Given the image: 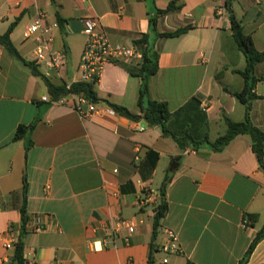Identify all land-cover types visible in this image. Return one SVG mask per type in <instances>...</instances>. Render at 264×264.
I'll use <instances>...</instances> for the list:
<instances>
[{
	"label": "crops",
	"instance_id": "crops-1",
	"mask_svg": "<svg viewBox=\"0 0 264 264\" xmlns=\"http://www.w3.org/2000/svg\"><path fill=\"white\" fill-rule=\"evenodd\" d=\"M39 12L46 26L57 24L53 49L67 57L50 79L57 86L79 81L86 18L97 19L113 45L141 55L135 42L147 37L158 54L150 97L168 104L172 131L199 145L181 148L157 126L139 132L138 122L101 109L105 104L84 119L71 105L44 102L51 100L45 83L0 46V264H12L22 233L24 178L26 264H240L264 227V168L249 135L220 152L206 140L225 134L226 118L246 120V106L234 94L245 87L247 61L233 38L232 16L263 52L264 0H0V35L15 24L11 40L27 63H34L36 44L24 34ZM142 60L108 64L95 86L98 97L139 114L141 79L129 69ZM254 77L249 120L264 131V61ZM34 123L25 139L13 141L19 126ZM173 161L168 212L153 240L155 208ZM151 192L155 200L138 207ZM246 216L255 217L249 228ZM35 217L42 232L33 231ZM120 220L134 232L118 227ZM168 230L178 236L177 254L159 250ZM246 264H264V238Z\"/></svg>",
	"mask_w": 264,
	"mask_h": 264
},
{
	"label": "trees",
	"instance_id": "trees-1",
	"mask_svg": "<svg viewBox=\"0 0 264 264\" xmlns=\"http://www.w3.org/2000/svg\"><path fill=\"white\" fill-rule=\"evenodd\" d=\"M173 7L170 6L166 11L159 12L160 14L168 13L172 11ZM15 24H13L8 31L0 35V46H2L7 53L22 62L32 71V73L40 78L46 85L48 93L52 101H58L61 98L68 97L70 95L83 96L91 103L99 106L100 104H105V108L112 110L115 114L125 117L134 122H142L146 126H157L162 129V132L166 137L172 138L178 143L181 148H185L188 141L192 142L193 146L196 147L197 143L194 142L192 137L187 133L174 132L170 129L169 123L171 119V113L168 104L165 102H157L150 97V80L158 72V54L155 52L153 45L149 42L147 37H143L141 40L135 42V45L142 52V64L140 68H131L129 72L132 76L141 79V88L138 97V108L139 114H134L127 108L112 104L109 101L102 100L98 97L95 86L96 83H75L72 84L68 89L66 85H55L49 79H46L35 63L25 62L19 55L16 47L11 40V33L13 32ZM232 28H233V38L237 43L238 47L242 50L246 57L247 65L241 75L245 79L244 89L234 96L246 106V120L241 123L232 122L229 119H225L226 132L224 135L220 136L215 142H206L212 147L215 152L222 151L226 146L230 144L234 138L239 135H249L252 139V151L256 155L259 164L264 168V131L254 127L249 120V114L251 111V102L256 99L254 94V88L256 84V78L254 77L256 66L264 61V51L260 52L254 45L253 39L247 36L243 32L242 25L239 21L232 16ZM185 32L184 30H179L174 34H167V37L179 36ZM36 123L29 126H19L13 138L14 142L25 139L35 128ZM187 140V141H186ZM32 147V143L26 147L28 151ZM176 168L175 161L172 162L171 167L164 179L162 187L160 189V203L155 208V218L153 223V240L156 239L158 231L161 226L162 220L166 217L168 212V202L166 199V189L171 181L172 174ZM28 185L27 180L24 178V205L22 207V233L16 244L15 255L12 260V264H26L25 259V246L23 242V237L26 229V225L29 222V217L26 213V195H27ZM246 219L254 221V216H246ZM264 238V227L257 234L250 247L248 248L246 254L240 261V264H246L252 255L256 245Z\"/></svg>",
	"mask_w": 264,
	"mask_h": 264
},
{
	"label": "built area",
	"instance_id": "built-area-1",
	"mask_svg": "<svg viewBox=\"0 0 264 264\" xmlns=\"http://www.w3.org/2000/svg\"><path fill=\"white\" fill-rule=\"evenodd\" d=\"M46 16L44 13H38L34 21L28 26L24 37L27 40H33L36 44L34 53V63L37 67L42 69V74L46 79H51L58 75L67 65L66 54L53 49V38L51 31L57 27L53 24L51 27L45 25L44 20ZM84 33L87 36V41L81 56L79 65L80 78L77 83H97L102 76L105 67L108 64L116 63L121 60H131L133 58H142L140 53H136L131 48H126L120 45H113L107 38L105 32L100 29L99 21L95 18H86L83 22ZM75 84V83H74ZM71 87L67 86L69 89ZM44 102L58 105H71L79 115L84 119H90L94 116L100 108L81 96L70 95L61 98L58 101H52L48 98H43ZM110 113H114L108 108ZM207 110V108L205 109ZM146 129V124L142 122L137 123V131L143 132ZM117 173V171H115ZM114 197L118 196V192L112 194ZM155 200L154 193L138 203V207H142L149 202ZM252 221L244 218V228H249ZM43 223L41 217H35L33 223L34 232L43 231ZM118 227L126 228L129 233L134 232V226L131 223L120 220ZM7 250L13 248V242L8 241L4 244ZM178 236L174 231H166L165 242L159 246V250L166 254H177L180 252ZM169 262L168 259L163 260L164 264Z\"/></svg>",
	"mask_w": 264,
	"mask_h": 264
}]
</instances>
